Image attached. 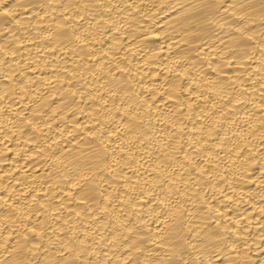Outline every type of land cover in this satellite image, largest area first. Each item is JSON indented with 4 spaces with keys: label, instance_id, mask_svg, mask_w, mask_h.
I'll use <instances>...</instances> for the list:
<instances>
[{
    "label": "bare ground",
    "instance_id": "bare-ground-1",
    "mask_svg": "<svg viewBox=\"0 0 264 264\" xmlns=\"http://www.w3.org/2000/svg\"><path fill=\"white\" fill-rule=\"evenodd\" d=\"M0 264H264V0H0Z\"/></svg>",
    "mask_w": 264,
    "mask_h": 264
}]
</instances>
